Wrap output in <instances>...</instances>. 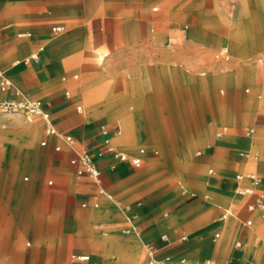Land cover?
<instances>
[{
  "label": "rangeland",
  "instance_id": "obj_1",
  "mask_svg": "<svg viewBox=\"0 0 264 264\" xmlns=\"http://www.w3.org/2000/svg\"><path fill=\"white\" fill-rule=\"evenodd\" d=\"M263 36L264 0H0L4 71L23 95L57 99L49 111L74 135L72 148L83 149L77 131L101 124L127 135L122 149H158L139 167L125 161L134 176L125 169L108 188L139 211V233L124 234L121 214L111 216L105 201L64 214L60 181L75 174L43 154L41 118L0 112V264H32V255L34 264H146L144 245L162 234L174 251L166 264H264V235L254 214L242 213L249 197L232 187L242 167L264 178V129L243 133L264 123ZM26 39L30 45L19 49ZM221 45L227 60L214 57ZM43 56L48 66L60 63L52 81ZM121 113L131 119L128 130ZM147 128L159 137L149 138ZM197 148L206 152L197 157ZM219 203L232 209L224 220Z\"/></svg>",
  "mask_w": 264,
  "mask_h": 264
},
{
  "label": "crops",
  "instance_id": "obj_2",
  "mask_svg": "<svg viewBox=\"0 0 264 264\" xmlns=\"http://www.w3.org/2000/svg\"><path fill=\"white\" fill-rule=\"evenodd\" d=\"M29 34L30 33H28L27 35H29ZM17 35L18 36H24L25 33L24 32L23 33H17ZM6 40H7V38H2V39L0 38V41H1L0 46L5 45ZM29 45H30V41L26 39V40L22 41L21 43H19L18 47H19V49H26ZM0 49H3V48H0ZM37 53H38V51L36 52L35 57H37V55H38ZM47 62L48 61H43L41 63V65L44 67V70H45L44 78L49 79L48 81H52L53 78H51V75L55 71L57 66H55L54 63L52 66H48L49 63H47ZM68 62H70V59H68V60L62 59L61 60V64H63V65H64V63H68ZM0 66H1L4 74L11 80L15 89H17V91H19L17 85L12 80V78H10L5 73L4 67L2 66L1 61H0ZM46 84H47V82H46ZM79 87H80V85L78 86V88ZM20 94L23 95L21 92H20ZM1 97H9V98L14 97V98H16V97H18V95L15 94L13 91H9L7 93H0V98ZM26 97H28V96H26ZM29 98L40 99L38 97H32V96H29ZM41 101H43V100H41ZM43 103H44V106L49 111L51 107H53L56 103H58V101L56 98H52V99H47L46 102L43 101ZM50 116H51V120H52L53 125L61 134H63V135L64 134H70V135H72V137H74L73 134L65 133L58 128V126L56 125V123L54 121V118H53L51 112H50ZM249 128H252L253 131L250 134H246V131ZM128 129L126 128V130H128ZM260 129H264V123L262 125L261 124L248 125V126L244 127L243 133L245 136L252 137L255 134V132L257 130H260ZM225 130H226L225 127L218 130L216 132V137L217 138L221 137L224 134ZM146 131H147L146 132L147 136L149 138H154V137L158 138L159 137L158 132H156L152 128H147ZM219 132H220V134L218 135ZM42 133H43L42 139H46L47 143L45 145H41V144L40 145L44 146L43 154L47 157V159H49V161L53 164L54 167L64 169L69 173L74 172V174H75V175L71 174L68 177L61 178V181H60V189L62 190L63 195H64L63 203L61 204V207L63 208V210L65 212L64 214H67L70 216L73 213H75L79 207H83V208H87V207H91V206L92 207H100V205H103L102 204L103 201H105V205L103 207L106 210H111L113 212L111 214V216L115 215L116 213L121 214L122 219H123V226L121 228V232L124 234L134 233L137 235L139 233V227H140V225L138 223V220H139L138 209L135 207L134 204L116 198L114 196V194L108 190V188H110V189L116 188L117 182L122 179L121 178V175H123L122 172L125 173L127 171L128 174H126L127 175L126 177H128V178L134 176L135 172L128 169V166L126 165L125 161H129L132 165H134L131 162V158L132 157H139L140 158L139 165H134L135 167H139L144 162V159L146 157L150 156L151 154H157L158 149L157 148L148 149L146 147H139L135 151H126L125 149H122V145L128 143L127 135H125L124 137L118 138V135L121 133L120 129H115L111 135L108 133V131L101 124L98 126H95V127H91V128L88 127L86 129H81L75 133V141L77 142V144L80 147L88 149L91 153H93L96 156L98 167H99V176H98V178H94V177H91L90 175H88L86 173L78 174L76 172V166L70 163V158L76 154L77 150L72 148V146L67 145L63 141L61 136L45 135L44 129H43V123H42ZM160 137H161V139L159 141L161 144L164 145L165 144L164 141L166 140V136H163V137L160 136ZM106 138H108V143L106 141ZM57 144L60 145L59 150L55 149V145H57ZM107 144L112 145L117 150L124 151L125 153H127L128 158L126 160H121V159L114 157L111 154V152L107 151ZM63 145H67L68 147L64 148ZM48 147H50V148H48ZM202 151H203V148H197L194 150V155L198 157L202 154ZM240 152H244L245 154L241 155ZM238 154H239V156L245 157L248 155V152L244 149H240L238 151ZM114 159L117 160L116 163H112V161ZM242 162H244V160H242ZM125 169H126V171H125ZM210 169L212 170L211 172L209 171ZM246 169L255 170L261 176L262 184L258 187V190L256 191V193L248 194V195H242V196L249 197V199L247 200V202L245 204L246 211H242V213H243V215L249 214V213L254 214V216L256 218V228L255 229L257 231H260L261 234L264 235V217H262L257 210L250 211L247 209V205L256 200L257 192H259V191L264 192V178H263L262 172L258 169H253V168H249V167H245V168L242 167L241 169H238L233 174L232 187H233V190L235 191V184H236L235 174L238 172L244 171ZM207 172L209 174L212 173L213 168L209 167ZM216 205L218 208L222 209V213H223L224 209L229 208L228 206H222L221 203L216 204ZM230 210L232 211V209H230ZM84 213L87 216H89V213H91V210H86ZM249 219L251 220V223H252L253 219L252 218H249ZM220 220H224V219H221V217H220ZM129 224H132L133 226H135V230L131 231L129 233H126L123 231V228ZM244 225L248 226L246 224H244ZM247 231H248V228L242 226L239 229L238 238H241L242 240H244L246 238ZM215 233H218V236H215ZM219 235H220L219 231H214L212 233V239L215 240L217 237H219ZM162 236H164L165 238H163ZM182 236H186V239H188L187 234H182L179 237V239H182L181 238ZM29 243L30 242H27V244H29ZM148 243L156 246L159 249L157 256L161 257V258L166 257V261H167L168 257L174 253V251H172V249H171L172 248V242L169 241V237L165 234L160 235L159 240L156 243L155 242H153V243L148 242ZM148 243H146V244H148ZM145 245H144V252H145ZM89 250H91V249H89ZM79 255H82V254H78L77 256H79ZM84 255H88V259H89V257H90L89 254H84ZM34 256H36V255H32V257H31V263L32 264H34V262H35ZM166 261H165V264H166ZM145 262H146V264H148L147 259H146V253H145ZM206 263H209V261L207 260Z\"/></svg>",
  "mask_w": 264,
  "mask_h": 264
},
{
  "label": "built area",
  "instance_id": "obj_3",
  "mask_svg": "<svg viewBox=\"0 0 264 264\" xmlns=\"http://www.w3.org/2000/svg\"><path fill=\"white\" fill-rule=\"evenodd\" d=\"M53 30H60L61 26H53ZM214 57L217 60H227L230 55L227 46L222 45L219 50L214 54ZM9 91H13L18 95L16 98L9 97H1L0 98V112H19L26 116L27 119H31L32 117H40L43 123V129L45 135H54L61 136L63 141L72 146L74 139L70 134H61L53 125L50 112L44 106L43 101L40 99H32L21 95L17 89H15L11 80L4 74L1 66H0V93H7ZM253 131L252 128L247 129L246 134H250ZM118 132V131H117ZM220 132L218 133V135ZM108 143V138H106ZM47 143L46 139H42L40 141L41 145H45ZM55 149L59 150L60 145H55ZM107 151L111 152V154L121 160H126L128 158L127 153L121 150L115 149L112 145L107 144ZM241 155H244V152H240ZM131 162L134 165H139L140 158L132 157ZM70 163L76 166V172L78 174L86 173L91 177L98 178L99 176V167L97 163L96 156L91 153L88 149L83 148L82 151L76 152L74 156L70 158ZM212 171L211 169L209 170ZM236 184H235V192L239 195H248L256 193L258 187L262 184L261 176L252 169H246L244 171L238 172L235 174ZM247 209L250 211L257 210L259 214L264 217V192H257V198L254 202L249 203L247 205ZM232 214V211L229 208L224 209L221 214V219H226L229 215ZM246 225L251 224V220L248 219L245 221ZM135 230V226L132 224L126 225L123 228V231L128 233ZM215 236H218V233H215ZM165 238L164 236H162ZM182 239H186V236H182ZM159 249L153 244L145 245V253L148 264H165L166 257L161 258L157 256ZM79 259L85 260L88 259V255L80 256ZM209 264V263H206Z\"/></svg>",
  "mask_w": 264,
  "mask_h": 264
},
{
  "label": "bare ground",
  "instance_id": "obj_4",
  "mask_svg": "<svg viewBox=\"0 0 264 264\" xmlns=\"http://www.w3.org/2000/svg\"><path fill=\"white\" fill-rule=\"evenodd\" d=\"M241 20V19H240ZM241 22V21H240ZM240 24V23H239ZM242 27V26H241ZM235 29V28H234ZM237 29V28H236ZM242 29H243V27H242ZM245 29V28H244ZM243 29V30H244ZM247 29V28H246ZM246 31V30H245ZM238 32H240L239 30H238ZM260 33V32H259ZM244 34V33H243ZM239 35V34H238ZM241 35V34H240ZM243 36V35H242ZM237 37V36H236ZM236 37H234V38H236ZM264 37V36H263ZM238 38V37H237ZM243 38V37H242ZM239 39H240V37H239ZM249 38H247V40H248ZM235 40V39H234ZM241 40H243V39H240L239 41H241ZM246 40V41H247ZM236 41V40H235ZM238 41V40H237ZM238 41V43H240ZM244 41V40H243ZM263 42V41H262ZM45 44V43H44ZM242 44V43H241ZM49 45V44H48ZM246 45V44H245ZM43 48V46H39V48H38V51L39 50H41ZM250 48V47H249ZM252 50V49H251ZM37 52V51H36ZM248 53V52H247ZM42 55H45V54H42ZM36 56V53H31L30 54V57H35ZM98 56H99V58H102V54H98ZM53 59H54V57H53ZM16 62H19V60L18 59H16L15 60ZM43 61H47L46 59H45V57L43 56V58H42V62ZM54 64H55V66H57V64H60L59 63V61H54L53 62ZM238 68V67H237ZM241 69V68H240ZM239 71V70H238ZM231 73V72H230ZM229 73V74H230ZM242 73V72H241ZM227 76V75H226ZM232 83H233V81H232ZM234 87V86H233ZM229 90V89H228ZM79 91H80V93L81 94H87V95H92V92L91 91H87V92H85L84 91V88L83 87H79ZM141 95V94H140ZM143 96V95H142ZM136 98H137V96H136ZM232 98V97H231ZM128 101V100H127ZM144 101V100H143ZM142 103V102H141ZM231 103V102H230ZM123 105H125V104H123ZM246 105V104H245ZM118 108V107H117ZM130 109V108H129ZM121 110V109H120ZM226 110H227V107H226ZM234 110V109H233ZM131 111V110H130ZM238 113V112H237ZM233 114V113H232ZM108 115V114H107ZM112 115V114H111ZM121 115V117H122V122H123V125L125 126V128H130V125H131V119H130V117L129 116H127V115H125L124 113L122 114H120ZM145 116V115H144ZM113 117V116H112ZM120 117V116H119ZM232 119H233V117H232ZM240 119V118H239ZM133 121V120H132ZM240 121V120H239ZM121 123V122H120ZM121 130V129H120ZM113 133V132H112ZM110 137V136H109ZM165 142V141H164ZM114 145V144H113ZM116 145V144H115ZM145 145V144H144ZM166 146V145H165ZM259 147H261V146H259ZM125 148V147H124ZM131 148V147H130ZM259 149V148H258ZM264 149V148H263ZM262 150V149H261ZM127 151V150H126ZM131 151V150H130ZM258 151V150H257ZM129 233V232H128ZM16 239V238H15ZM80 256H84V254H82V255H79V256H77L78 258L80 257ZM8 259V258H7Z\"/></svg>",
  "mask_w": 264,
  "mask_h": 264
}]
</instances>
